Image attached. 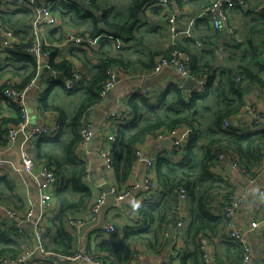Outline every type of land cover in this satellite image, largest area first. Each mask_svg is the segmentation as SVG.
Segmentation results:
<instances>
[{
  "label": "crops",
  "instance_id": "1",
  "mask_svg": "<svg viewBox=\"0 0 264 264\" xmlns=\"http://www.w3.org/2000/svg\"><path fill=\"white\" fill-rule=\"evenodd\" d=\"M43 1L51 4L54 2L53 0ZM234 1L236 5L227 8L226 0H171L168 5L163 4L161 0H105L103 6L109 5L107 7L112 13L110 14V20L112 22L116 21L120 25L126 24L133 7L141 4L138 26L132 34L128 48L121 52L116 47L117 42L121 39L111 40L102 31L101 34L94 35V37L86 35L87 43L84 45L63 44L65 41L63 38L72 29L82 33L90 27L89 22L83 25L85 29H79L72 26L67 17L58 14L59 22L57 26L42 29L47 44L54 53L55 64L58 66L65 61L68 62V66L75 69V72L80 73L82 79L85 78L87 81L91 79L102 64L105 52L121 57L128 66H131V73L128 74L118 68V79L120 80L117 85L102 104L94 106L87 114V122L92 127L98 124L101 128L100 133L103 137L105 136V139L101 141L100 136H96L89 152L80 149V157L84 158L89 166V172L85 176L84 182L93 192V203L101 194L107 195L105 204L97 216L92 217L89 209L75 213V217L81 219L83 225L71 227L67 222L66 229L73 237V252L90 251L93 253L98 249L100 241L104 239L113 242L121 241L125 228L139 227L140 206L147 201L157 202L163 197L166 188L156 175L157 161L159 158L164 157L172 165L181 164L185 158V147L189 142L191 128L188 126L178 128V138L164 140L170 141L171 144H163L164 141L153 140L151 136L148 137L139 146L142 149L143 157L141 159L137 158V165L133 170L131 182L121 187L117 184L115 170H105L101 157L106 138L113 132L112 127L108 124V119L113 115H118L117 118H121L120 116L123 114L128 116L129 109L126 100L143 87L157 96L170 86H179L182 82L186 84L189 77L185 78L174 67H164L158 73L152 72L153 66L163 56L171 55L174 50L180 49L179 46L187 51V53L184 52V57L191 59V63L193 58L203 62L213 52L215 59L221 63V66L223 64L226 67L232 66L227 57L228 44L235 39L245 40L249 34L251 19L256 14L252 8L257 5L253 3L254 0ZM210 3H217L219 8L226 10L228 21L236 28L234 34H230L225 29L219 30L214 27L212 20L204 12L205 7ZM25 9L16 10L0 1V24L17 38V41L9 48L20 42L19 35L25 42L30 40L32 42L35 39L30 21L27 19L30 17V12L32 15L34 13L28 8ZM92 11L96 10H93L92 7ZM172 15L175 16L174 22L170 20ZM62 39L64 41H60ZM262 40L261 35L256 34L253 36L254 43L264 49ZM3 45L0 37V47ZM9 48L0 51V90L10 83L21 86L28 73V67L31 65L28 60L15 57L13 53H10ZM49 76L48 71L42 72L39 76L36 75L34 78L36 83L28 92L30 125L23 132H20L13 141L8 140V142L0 145V176H8L15 188V197L5 203H0V220L9 221L13 232H16V220L9 216L7 209L15 210L20 217L26 220L23 224L24 230L19 231L20 235L24 234V236L22 235L23 238L20 236L21 239L18 243H20L24 252H31V264H44L45 258L50 261L51 256L42 254L38 248L34 231V223L40 214L38 185L37 181L26 174L22 168L21 149L25 137L34 126L57 121L60 112L44 109L45 103H48L51 107L60 106L67 112H73L81 96V92L68 94L52 82ZM67 77V71L65 69L61 70V78L65 79ZM236 82L239 83L237 80ZM194 88L193 90H187L184 87V90H187L188 96H190L191 92L195 91ZM247 88V105L242 114L233 118V123L237 120L238 123L235 126L253 133V131L264 127V89ZM16 116L17 110L13 103L6 98H0V119L1 117L13 119ZM18 126L17 124L8 125L9 130ZM0 132H2L1 127ZM54 137L56 136L45 139H53ZM37 140L39 138L32 140L28 144V148L33 157L38 159L40 154H42V157L45 153H42L40 149H47L46 146L48 145L46 140H43L46 146L43 141L41 143ZM203 145L204 141L202 140L197 148L200 155L202 154ZM98 147L101 148L100 152L97 151ZM230 151L233 158L237 159L239 157L232 149ZM148 156H150V160L146 159ZM149 162L152 164L155 174L156 188L154 190L147 188ZM251 168L252 171L248 170L250 173L248 175L235 169L229 161L217 165L214 168L213 175L218 178V181H215V188L208 194L209 206L215 214L223 215L221 205L224 202H227L233 196H243L244 200L235 215L236 224L241 229L254 228L249 236L250 246L252 247L251 264H264V195L260 193L264 186V162L255 164ZM250 177L254 180L251 181ZM143 180L145 186L142 185ZM114 187L120 193L129 192V195L124 199L116 198L111 193ZM175 202L172 206L173 210L170 218L174 222L180 219L184 220L183 229H187L192 221L191 213L185 209L184 203H180L179 210L175 215ZM133 211L135 214H133ZM58 215L59 207L57 198H55L45 218V226L47 230H50V233H55L53 220ZM107 223L116 226L117 236L105 230ZM146 225L147 222L141 227ZM170 226L167 228L168 245L164 249L158 251L146 244L137 246L140 254L137 264H163L169 260H171V264H179L175 250L181 248L193 251V245L187 242L189 241L187 233H177L175 231V236L172 237L169 235ZM201 240L212 252L210 264H242L243 252H241V255L238 253L236 249L238 244L229 238L226 229L223 234L218 236L203 234ZM46 241H48V237ZM49 242L50 249H54L53 244L51 242L49 244ZM49 252L53 253L54 251ZM109 264L111 263L109 262ZM129 264L131 263L129 262Z\"/></svg>",
  "mask_w": 264,
  "mask_h": 264
},
{
  "label": "trees",
  "instance_id": "2",
  "mask_svg": "<svg viewBox=\"0 0 264 264\" xmlns=\"http://www.w3.org/2000/svg\"><path fill=\"white\" fill-rule=\"evenodd\" d=\"M53 1V10L59 16L67 17L72 26L85 29L83 25L89 22L90 27L82 32L84 36L94 37V35L101 34L99 28L101 21L116 29L117 33L113 35L114 38L121 39L125 43L120 52L128 48V43L139 23L141 4L135 5L128 17L129 20L126 24L120 25L118 22L110 20L112 13L107 7L109 5L103 6L105 0H90L89 2L93 10L99 11V17H96L93 11L87 12L80 4L72 0ZM253 3L257 4L252 8L256 14L251 19L249 34L244 41L235 39L228 44L227 57L232 66L226 67L224 64L221 66L213 52L203 62L193 58L189 66L190 75L195 78L206 76L208 79L203 93L192 91L188 96V91L179 86H170L157 96L150 92L148 95H144L137 91L126 100L129 117L111 116L108 119V124L113 129L112 135L115 137L113 167L117 184L121 187L131 182L138 160L137 149L148 137L155 136L161 131L171 132L184 126L190 127L191 131L189 142L185 147V158L181 164L172 165L164 157L157 161L156 175L166 189L159 201H147L140 206V213L147 225L138 228H125L124 236L119 242L101 240L98 249L92 254L103 263L129 264L139 253L137 246L141 244H146L158 251L164 249L169 240L167 228L175 223L170 217L172 206L179 197L178 190L181 186L187 190L188 196L184 205L192 216L188 228L183 229L184 227H182L181 232L187 233L189 239L187 242L193 245V251L181 248L175 250L179 264L211 263V260L206 261L203 257L201 236L203 234L218 236L223 234L226 229L225 217L212 211L208 197V194L215 188V181H218V178L213 175V171L219 165V152L226 148L229 151L232 149L239 156V165L249 171H252V166L262 164L264 161V127L251 133L233 123V118L242 114L247 105L246 88L264 89V49H261L253 41V36L258 34L263 38L264 44V0H254ZM23 9L25 8L16 10ZM32 18L33 15L30 12V17L27 18L30 23ZM19 39L20 42L9 48V51L15 57L26 59L31 63L23 84L16 86L24 88L37 75V61L28 51L32 43L31 40L25 42L20 35ZM63 39L65 40L66 37ZM63 39L60 41H64ZM214 39L216 40V38ZM179 48L187 53L184 48L180 46ZM53 55L52 51L50 63L59 70L60 78L52 82L68 94L81 92V96L73 112H67L60 106L51 107L45 103L44 109L60 112L57 117L59 131L53 139H45L47 138L45 136L38 137L37 142L42 143L43 140H46L48 146L43 141L47 149L41 148L40 151L45 153L42 157L40 154L38 159L34 158L38 163H47L57 177L55 198H57L59 215L53 220L55 233H50V230L46 228L44 247L47 251L53 250V253L56 254L70 255L73 253V237L66 229L68 218L72 215L75 216L76 212L91 209L93 205V192L84 182L89 166L87 161L79 155L82 127L87 123L88 111L104 101L101 91L109 78L108 69L115 66L128 74L131 73V66H128L121 57L105 52L102 64L89 81L83 78L77 88L67 89L61 78V70L65 69L68 73L67 78H69L76 73L75 69H71L66 61L57 66ZM155 66L156 64L153 68ZM238 77L241 78L239 83L236 82ZM5 88L0 90V98H6L13 103L17 110V116L13 119L1 117L0 145L8 142L9 124L20 125L24 122L20 108L3 94ZM226 120L230 121L228 126L225 125ZM96 136H100L101 141L105 139V136L97 134ZM202 140L204 145L200 155L197 148ZM14 190V184L9 177L0 176V203L12 200L15 197ZM22 235L24 236V234L20 235L17 229L16 232H13L9 221L0 220V260L5 257L15 258L24 252L18 243L19 239L23 238ZM112 235L117 236V230ZM47 237L54 249H50L48 246ZM236 244H238L236 245L238 253L241 255L243 252L244 254L243 246L239 243ZM44 261V264H51L47 258ZM69 264H82V262Z\"/></svg>",
  "mask_w": 264,
  "mask_h": 264
},
{
  "label": "built area",
  "instance_id": "3",
  "mask_svg": "<svg viewBox=\"0 0 264 264\" xmlns=\"http://www.w3.org/2000/svg\"><path fill=\"white\" fill-rule=\"evenodd\" d=\"M2 3L18 9V8H28L34 14L32 21L30 23L31 30L35 36V39L32 41L31 45L28 48V51L36 58L37 61V76L42 74L44 71H48L50 73L49 79L59 80L60 72L58 69L54 68V66L50 63L52 49L48 46L47 41L45 39V35L43 32V28L45 27H54L58 25L59 16L53 10L52 4L50 2H46L43 0H0ZM87 3L90 0H85ZM163 4L168 5L170 4L171 0H161ZM227 8L234 7L236 2L234 0H226ZM204 12L206 15L212 20V23L216 29H225L230 34L235 33V26L232 25L228 21V15L225 9L219 8L217 3H210L208 4ZM170 20L174 22L175 16L172 15ZM109 39L114 40L113 35H107ZM0 37L3 41V46L0 47V51H4L14 42L17 41V38L6 30L4 26L0 24ZM87 38L76 29H72L66 36V39L63 44H76V45H84ZM125 43L121 40L118 41L116 47L118 50H121L124 47ZM191 64V59L184 57V52L182 50L176 49L172 52L169 56H163L156 66L153 68V73L160 72L164 67H174L180 72L185 78H192L195 81V88L194 90L197 93H203L206 89L207 84V77L201 76L199 78L192 77L189 73V66ZM108 80L104 84L101 96L105 100L111 90L117 85L119 73L118 68L115 66H111L108 69ZM64 84L67 89H75L80 85L82 81V75L78 72L73 74V76L69 78L63 79ZM237 81H241V78L238 77ZM36 79H33L27 86L24 88H18L13 83H10L6 88L3 90V94L10 98L18 108L23 113L24 122L20 124L18 127L13 128L10 130L8 134V140L13 141L20 132H23L31 123L30 112L28 107V92L31 88L35 85ZM180 88L185 87V84L182 82L179 84ZM140 93L144 95H148V91L146 88H141ZM117 117L118 115H113ZM121 118L126 117L125 114L120 116ZM228 120L225 121V125H229ZM59 131V123L55 120V122H49L45 125L41 126H34L30 133L27 134L25 137L22 149H21V161H22V168L26 174L31 176L37 181V190L39 193V205H40V214L37 218V221L34 223V231L35 236L38 242V248L40 252L44 255L51 256L50 262L51 264H69L71 262H82V264H105L102 260L95 258L90 251H78L73 252L70 255H61V254H53L47 251L44 247V236L46 233V226H45V218L47 216L49 208L52 206L53 201L55 199V184L57 181L56 174L54 170L45 162H36L35 158L33 157L32 153L28 148V144L40 137H53ZM191 131V130H190ZM178 130H173L171 132H164L161 131L157 135L152 136L153 140L164 141L172 138H178ZM96 138L95 132L93 131L92 125L87 122L82 127V142H81V149L89 152L94 140ZM115 141L114 135H109L106 139L104 148L101 153L102 162L105 170L112 171L113 167V142ZM178 142V141H176ZM179 143V142H178ZM136 156L138 159L143 157L142 149L139 147L136 152ZM219 165L229 161L234 166L235 169L250 175L247 169L241 167L239 165L238 158L235 159L232 157L228 148L223 149L218 154ZM264 162V161H263ZM1 170V164H0ZM89 172V171H88ZM147 188L154 190L156 188V181H155V174L152 169V164L148 163V172H147ZM250 180L253 181L254 178L250 177ZM179 199L180 203H184L187 199L188 193L185 187H179ZM111 193L118 199H124L129 195V192L120 193L114 187L111 190ZM261 195H264V186L260 191ZM107 194H101L96 201L93 203L90 213L91 216H97L101 210L103 205L106 201ZM244 198L243 196H233L227 202H224L221 205L222 214L226 220V230L230 239L234 242H237L243 246L244 254L242 258V264H251L252 262V247L250 246L249 236L254 228L248 229H241L237 226L235 215L237 213L238 208L242 204ZM7 213L12 219L16 220L15 228L18 231H23V224L25 223V219L20 217L18 213L13 209H7ZM133 214L135 212L133 211ZM139 226L144 225V218L140 215ZM264 223V220H263ZM68 224L71 227L81 226L83 225V221L81 219L76 218L74 215L69 216ZM175 231L178 233L181 232L183 227V220H178L175 223ZM105 230L110 233L114 234L116 232V226L111 223H107L105 226ZM203 243V241H202ZM202 250L204 252L203 257L206 261H210L212 258V252L210 248L203 243ZM31 252H23L20 256L12 258V257H5L0 260V264H31ZM140 259V254L138 253L131 261V264H137ZM163 264H171V260L163 263Z\"/></svg>",
  "mask_w": 264,
  "mask_h": 264
},
{
  "label": "water",
  "instance_id": "4",
  "mask_svg": "<svg viewBox=\"0 0 264 264\" xmlns=\"http://www.w3.org/2000/svg\"><path fill=\"white\" fill-rule=\"evenodd\" d=\"M72 1H74V2L77 3V4H80V5H81V6H82L87 12H92V7H91V5H89L88 3H86L85 0H72ZM93 14H94L96 17H99V16H100V13H99L98 11H94ZM99 28H100V30H101L103 33H106L107 35H114V34L117 33V30H116V29L111 28L110 26H108V25H107L105 22H103V21L100 22V24H99ZM119 80H120V79H118V81H119ZM194 86H195V81H194L192 78H189V79L187 80L186 84H185V88H186L187 90H193ZM237 123H238V121L235 120V121H234V124L237 125ZM100 130H101V128L98 126V124H96V125L93 127V131H94L95 134H97V135H101ZM174 141H176V140L174 139ZM163 144H171V142H170V141H164ZM100 149H101V148L98 147V148H97V151L100 152ZM146 159H147V160H150V156H148ZM142 185H143V186L146 185L145 182H144V180H143V182H142ZM179 206H180V199L178 198V199H176V202H175V211H174V214H175V215H176V213H177L178 210H179ZM169 235L172 236V237L175 236V224H173L172 226H170V228H169Z\"/></svg>",
  "mask_w": 264,
  "mask_h": 264
},
{
  "label": "rangeland",
  "instance_id": "5",
  "mask_svg": "<svg viewBox=\"0 0 264 264\" xmlns=\"http://www.w3.org/2000/svg\"><path fill=\"white\" fill-rule=\"evenodd\" d=\"M75 103H76V101H75ZM75 103H74V104H75Z\"/></svg>",
  "mask_w": 264,
  "mask_h": 264
}]
</instances>
